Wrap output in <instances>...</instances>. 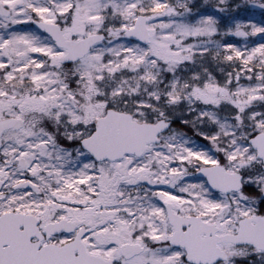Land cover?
<instances>
[{
    "label": "snow or ice",
    "instance_id": "1",
    "mask_svg": "<svg viewBox=\"0 0 264 264\" xmlns=\"http://www.w3.org/2000/svg\"><path fill=\"white\" fill-rule=\"evenodd\" d=\"M0 264H264V0H0Z\"/></svg>",
    "mask_w": 264,
    "mask_h": 264
}]
</instances>
